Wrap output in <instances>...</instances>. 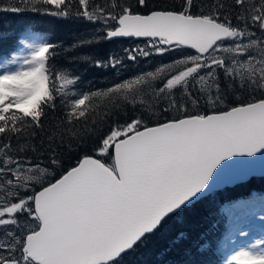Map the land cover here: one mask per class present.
<instances>
[{
  "label": "snow or ice",
  "instance_id": "6c2138e0",
  "mask_svg": "<svg viewBox=\"0 0 264 264\" xmlns=\"http://www.w3.org/2000/svg\"><path fill=\"white\" fill-rule=\"evenodd\" d=\"M135 3L148 14L129 0H11L0 7L88 22L91 38L73 48L149 40L122 54L85 56L88 67L121 72L140 57L188 50L159 85L163 67L82 90L79 75L50 67L57 44L38 42L30 31L18 41L27 54L0 64V264H125L171 221L264 176V0H181L179 10ZM5 40L16 44L0 33ZM201 101L211 113L196 111ZM137 103H147L145 113L122 121ZM168 113L154 126L142 118ZM45 121L47 149L31 142ZM89 142L94 154L56 175L63 165L57 149ZM217 215L225 220L216 241L223 264H264V196L227 201ZM208 235L185 249L186 264L211 249ZM187 239L181 231L171 245Z\"/></svg>",
  "mask_w": 264,
  "mask_h": 264
},
{
  "label": "trees",
  "instance_id": "16d2710c",
  "mask_svg": "<svg viewBox=\"0 0 264 264\" xmlns=\"http://www.w3.org/2000/svg\"><path fill=\"white\" fill-rule=\"evenodd\" d=\"M10 2L11 0H0V7L7 6ZM129 3L132 5L134 11H138L141 14H148L150 11V9L138 7L135 0H129ZM180 4L181 0H156L153 7H172L174 10H179ZM195 11L196 14H199V9ZM91 27L86 21L64 20L48 16L44 13H34L31 11L21 13L0 12V33L12 36L16 41L14 47H10L12 45L11 40H5L3 43H0V49L3 50L0 53V63L10 60L18 52L22 46L18 41L23 39L25 34L30 31L40 37L42 42L50 41L57 44L55 55L49 61L50 67L57 71L64 70L70 78L73 75H79L81 79L77 87L82 90H88L89 88L99 89L107 87L115 80L129 78L135 74L147 71H158L163 67L164 72L158 73V79L155 81L159 85L164 77L175 70L169 68L168 65L179 58L183 52L188 51L177 49L163 55L153 54L147 58L140 57L137 62H127V67L121 72L88 67L82 59L85 56L97 55L98 57H102L109 52L122 54L126 48L145 47L149 43V40L129 38L114 39L94 48L87 46L73 48L74 41L85 37L91 38ZM143 98L147 103H151L147 95ZM147 103L145 105L137 103L135 108L132 105H128L127 112L121 117L122 121L141 116L142 113H145ZM60 111L61 109L58 105L57 112L59 113ZM196 111L211 113L212 109L207 108L203 101H201V105ZM172 115L174 114L168 113L164 114L160 119H156L154 117L150 118L148 114H145L142 118L145 119V122L149 126H154L161 122L162 119L171 117ZM49 123L50 121L44 122L45 127L43 130L35 129L36 136L31 138V142L35 143L38 148L43 145L47 149ZM103 131H107V125H105ZM0 142H3L2 137H0ZM91 148L92 144L89 142L82 149H76L72 152L57 149L63 165L56 170V175L73 166L83 155L94 154L91 152ZM29 155L33 156L34 162L43 160L45 165L48 163V160L42 156L32 153H29ZM253 196H264V176L252 177L243 184L226 188L223 193L215 198V204L209 202L198 204L195 208L186 212L182 219L171 221L164 231L151 238L150 242L139 248L134 256L128 257L125 264H186L185 249L190 247L191 243L204 233H209L207 242L211 243V249L203 255H197V264H223L225 253L219 250V245L216 243L218 239H222L225 223L224 218L217 215L219 207L230 200L249 199ZM217 222V227L214 229L213 224ZM2 231L0 230V232ZM181 231L187 234L188 239L181 241L180 244L171 245V241ZM204 242L201 241V243Z\"/></svg>",
  "mask_w": 264,
  "mask_h": 264
},
{
  "label": "rangeland",
  "instance_id": "374dc122",
  "mask_svg": "<svg viewBox=\"0 0 264 264\" xmlns=\"http://www.w3.org/2000/svg\"><path fill=\"white\" fill-rule=\"evenodd\" d=\"M38 42H42V41L39 40ZM26 54H27V49H25V48H23V46H21V48L18 50V52L15 55H26ZM4 62H6V61L1 62L0 64H3ZM16 66L17 65H13L12 67L14 68ZM0 70H2V69H0ZM254 238H255V236L250 235V237H248V238H237V239L239 241V240H243V239L251 240V239H254Z\"/></svg>",
  "mask_w": 264,
  "mask_h": 264
},
{
  "label": "water",
  "instance_id": "95a60500",
  "mask_svg": "<svg viewBox=\"0 0 264 264\" xmlns=\"http://www.w3.org/2000/svg\"><path fill=\"white\" fill-rule=\"evenodd\" d=\"M117 39H129V38H117ZM133 39H135V40H148V38H133ZM262 175H260V174H256V175H254V176H252V177H261ZM251 177V178H252ZM231 187H234V186H229V187H227V188H231Z\"/></svg>",
  "mask_w": 264,
  "mask_h": 264
}]
</instances>
